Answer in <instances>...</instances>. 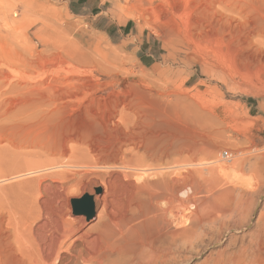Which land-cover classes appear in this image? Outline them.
Wrapping results in <instances>:
<instances>
[{
	"label": "rangeland",
	"instance_id": "rangeland-1",
	"mask_svg": "<svg viewBox=\"0 0 264 264\" xmlns=\"http://www.w3.org/2000/svg\"><path fill=\"white\" fill-rule=\"evenodd\" d=\"M98 45L114 49L117 64L102 61ZM26 59L33 62L23 64ZM42 60L46 75L59 70L81 86L67 106L43 113L34 111L27 90L1 97L3 112L12 113L0 117V176L15 174L19 160L23 169L67 159L76 145L94 141L104 123L119 125L112 136L129 142L127 151L163 148L185 174L215 165L211 160L234 164L238 150L239 157L264 161V0H0V73L37 82ZM109 93L120 101L113 118ZM234 169L257 188L231 217L215 221L217 227H199L186 251L179 249L166 264L233 257L264 264V250L253 253L264 233V176L256 178L249 166ZM201 181L202 195L211 198L208 182ZM82 196L78 190L68 197L71 210V199ZM190 204L186 213L196 210Z\"/></svg>",
	"mask_w": 264,
	"mask_h": 264
},
{
	"label": "bare ground",
	"instance_id": "bare-ground-1",
	"mask_svg": "<svg viewBox=\"0 0 264 264\" xmlns=\"http://www.w3.org/2000/svg\"><path fill=\"white\" fill-rule=\"evenodd\" d=\"M150 10L155 14L153 8ZM95 52L109 67L120 59L109 47L102 49L98 45ZM22 62L28 65L33 60ZM46 70V61L42 60L37 82L28 77L13 80L4 72L0 73V117L12 113L6 109L3 112L1 97L17 89L28 91L31 105L39 113L48 107L67 106L76 99L73 89L78 79L61 77L59 70L46 75ZM29 83L35 85L29 87ZM90 91L93 90L90 88ZM112 94H108V102L102 98L108 104L115 103L110 118L120 112L117 110L120 101H111ZM104 124L106 127L102 125L104 128L94 141L84 147H72L67 159H49L31 166L27 163L28 168L24 167L26 161L22 166L25 169H21L19 166L24 161L19 164L18 158L16 173L1 175L6 177L0 179V264H166L179 249L185 250L192 244L190 235L199 232V227L206 222L216 226V222L244 206V201L257 188V182L247 180L245 183L239 179L234 168L243 170L249 166L256 178L264 176V161L256 156L254 160L239 157L240 150L234 153L238 156L234 164L211 160L215 165H203L201 169L195 168L194 173L185 174L177 170L174 159H169L170 155L163 148L153 151L139 146L127 151L129 142L119 135L112 136L117 132L114 131L117 124ZM201 179L208 182L211 198L202 195L204 182ZM78 190L90 197L96 212L94 216L71 210L68 197ZM189 203L196 210L186 213L184 207ZM257 240L253 248L255 256L256 249L264 250V233ZM213 263L240 264V260L233 257Z\"/></svg>",
	"mask_w": 264,
	"mask_h": 264
},
{
	"label": "water",
	"instance_id": "water-1",
	"mask_svg": "<svg viewBox=\"0 0 264 264\" xmlns=\"http://www.w3.org/2000/svg\"><path fill=\"white\" fill-rule=\"evenodd\" d=\"M73 210L82 211L86 213L88 216H92L94 214L93 204L89 196L83 195L81 198H74L71 200Z\"/></svg>",
	"mask_w": 264,
	"mask_h": 264
},
{
	"label": "built area",
	"instance_id": "built-area-1",
	"mask_svg": "<svg viewBox=\"0 0 264 264\" xmlns=\"http://www.w3.org/2000/svg\"><path fill=\"white\" fill-rule=\"evenodd\" d=\"M223 154H224V156H226V157L228 156V152H227V151H224Z\"/></svg>",
	"mask_w": 264,
	"mask_h": 264
}]
</instances>
